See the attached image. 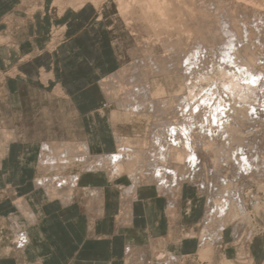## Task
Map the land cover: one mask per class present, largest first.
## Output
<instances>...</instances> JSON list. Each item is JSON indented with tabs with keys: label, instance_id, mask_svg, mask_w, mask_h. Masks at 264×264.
Masks as SVG:
<instances>
[{
	"label": "rangeland",
	"instance_id": "1",
	"mask_svg": "<svg viewBox=\"0 0 264 264\" xmlns=\"http://www.w3.org/2000/svg\"><path fill=\"white\" fill-rule=\"evenodd\" d=\"M16 1L44 3L40 9L45 10L46 16L44 22L39 21V24L42 26L44 23L46 46L51 49L52 62H55L50 74V133L45 135L46 142L58 153L62 143L75 144L79 140L89 141L91 138L98 150L111 152L115 149L113 134L116 133L122 138L123 145L139 154L133 155L134 158L117 174L109 168L93 174L98 184L107 182L108 187L118 193L126 216L128 201L133 196L135 198L136 194L130 195L131 198L128 196V200L124 189L132 183H137L135 192L139 188L156 192L167 206L166 218L174 228L163 241V244L168 245L147 246L142 247V251H131V262L128 264H171L170 254H179L172 252L169 246L174 248L172 241L185 237L193 240L197 246L199 243L200 246L206 244L203 250L207 246L211 250L207 258H203L200 251L198 254H189L188 264H256L252 260L249 244L253 237L264 235V170L253 175L248 170L249 166L239 163L240 154L235 151V147L238 146L240 153V146L246 151V145H249L248 152L258 146L259 150L262 145L264 147V0H0V10H9ZM8 4H11L9 9L6 7ZM30 11L37 13V3ZM19 24L32 26L33 20L16 21L7 15L0 19V46L4 54L10 53L17 40L16 29ZM225 57L227 60L231 57L232 60L227 62ZM11 72L0 71V94ZM234 72L239 74L235 73L234 77ZM229 78L240 83L238 90L243 96L237 97L236 93L235 96L231 95L228 87L221 85L228 82ZM59 80L66 85L68 94L77 93L82 101H71L70 95L66 102L56 101L54 95L63 97V87L56 85ZM178 95L191 99L198 106L196 112H199V118L196 116L195 121L193 118L184 120L193 124L192 130L195 131H200L198 127L202 120L205 127L210 123L204 119L207 113L211 114L215 99L225 100L221 102L224 109H220L219 121L211 122L213 133L219 137H206L202 139L203 142L195 144L197 161L192 166L185 162L186 167L183 164V168H180L182 173L188 174L179 178L171 191H165L158 189L151 179L150 164L153 159L150 160L152 157L149 153L153 148L150 144L154 131L160 127L157 126L154 112L149 110V102L157 98L176 100ZM136 101L142 102L143 111L125 110L123 104ZM8 104L0 103V107L10 110ZM21 104L23 109L19 116L0 118V136L4 140L13 139L17 134L26 139L42 136V118H34V112L30 110L34 104L28 101ZM172 115L169 114L170 117ZM34 123L40 124L38 134L32 131ZM12 127L16 131H10ZM258 149H254L257 156L264 151L263 148L260 152ZM231 151L237 154L232 155ZM79 153L76 151V155ZM185 153V150L178 152L181 156ZM262 155L259 156L264 158ZM41 165H36L39 171L37 177L52 176L54 179L68 180L72 175L77 178L81 175L84 177L83 182L85 179L90 180L86 175L91 174L81 171L83 163L69 162L64 168L56 166L52 170L47 165ZM237 171L244 173L242 175V172L239 174ZM249 174L259 177L256 179ZM84 185L77 181L74 189L67 186L63 192L74 197L77 192L83 191L81 186ZM48 187L52 193L56 192L53 183L50 182ZM3 189L0 196L8 200L10 194ZM85 192L84 195L87 194ZM222 194L227 195L226 198L232 195L231 198L235 199L233 201L230 198V207L234 211V205L239 203L241 197L243 213H239L238 207L233 220L228 213L224 221L220 222L219 218L221 220L224 213L220 216L217 203L225 198ZM56 196L54 193L53 197ZM22 215L27 216L26 213ZM14 216L16 214L12 216L5 213L0 215V219L8 226L12 221L16 222ZM24 237L22 231L3 230L5 245L15 238L18 242L24 241ZM225 249L232 253L231 258L223 256Z\"/></svg>",
	"mask_w": 264,
	"mask_h": 264
},
{
	"label": "crops",
	"instance_id": "2",
	"mask_svg": "<svg viewBox=\"0 0 264 264\" xmlns=\"http://www.w3.org/2000/svg\"><path fill=\"white\" fill-rule=\"evenodd\" d=\"M35 3L37 13L30 11ZM41 5H44L43 1H16L10 9L11 4L6 5L9 10H0V19L7 15L16 21L33 20L32 26L17 25V40L10 53L4 54L0 46V71H12L0 94V103H9L10 110L1 106L0 118L19 116L23 101L34 104L30 109L34 118H42L41 137L26 139L17 134L13 139L4 140L0 136V191L5 188L10 194L8 200L0 196V215L16 214V222L12 221L8 226L0 219V264H128L131 251L168 245L163 241L174 228L166 218L167 206L156 192L137 189L135 199L128 201L127 206L131 205L126 216L118 193L109 188L107 182L98 184L95 173H86L91 174L86 175L90 180L84 182L83 176L78 177L81 185L85 183L81 187L87 194L80 190L74 197H67L66 203L60 195L49 198L43 188L36 185L41 143L47 141L46 136L50 133V74L55 64L51 49L46 46L44 23L39 24L46 16ZM56 85L63 87V97L54 95L56 101L66 102L69 95L71 101H82L77 93L68 94L61 80ZM39 125L32 124V131L36 134L40 133ZM13 129L10 131L14 132ZM64 192H60L61 195ZM21 200L27 203L31 214L22 215L25 210L20 211L17 205ZM5 228L24 233L21 247L16 238L8 245L4 244ZM172 244L174 248L169 246L170 249L179 255L198 254L200 249V243L197 246L188 237L172 241ZM249 248L254 263L264 264V235L253 237ZM223 254L225 258L232 256L229 249Z\"/></svg>",
	"mask_w": 264,
	"mask_h": 264
},
{
	"label": "bare ground",
	"instance_id": "3",
	"mask_svg": "<svg viewBox=\"0 0 264 264\" xmlns=\"http://www.w3.org/2000/svg\"><path fill=\"white\" fill-rule=\"evenodd\" d=\"M151 1V0H150ZM144 3V2H143ZM142 3V4H143ZM153 3V1H152ZM147 5V4H146ZM145 5V6H146ZM152 5V4H151ZM160 5V4H158ZM154 6V5H153ZM163 6V5H162ZM152 7V6H151ZM160 7V6H158ZM165 7V6H164ZM149 8V6H148ZM161 9V8H160ZM153 10V9H152ZM155 10V9H154ZM157 10V9H156ZM164 10V9H163ZM163 13V11H160ZM159 12V13H160ZM220 29V28H219ZM226 32V31H225ZM228 33V32H227ZM232 35V34H231ZM229 41V40H228ZM227 41V42H228ZM233 42V41H232ZM226 43V42H225ZM224 43V44H225ZM230 43V42H229ZM196 44V43H195ZM199 44V43H198ZM197 44V45H198ZM233 45V44H232ZM227 46V44H226ZM198 47V46H197ZM229 46H227L228 48ZM231 48V47H230ZM223 52V51H222ZM192 53V52H191ZM221 53V52H220ZM238 53V52H237ZM188 55V54H185ZM190 55V54H189ZM225 55V54H222ZM221 56V55H220ZM228 56V54H227ZM233 57V56H232ZM223 57H221L222 59ZM231 58V57H230ZM228 58L229 60L226 59V57L224 59L227 60V62L232 59ZM237 58V57H236ZM238 66V65H237ZM175 67V66H174ZM183 67V66H182ZM186 67V66H185ZM186 69V68H185ZM188 69V68H187ZM222 69V68H221ZM174 70H177L176 68ZM182 70V69H180ZM220 71V70H219ZM229 71V69H228ZM246 71V69L244 70ZM179 72V71H178ZM187 72V71H186ZM223 72V71H222ZM233 71H230L229 73H232ZM250 72V71H249ZM235 73L238 72H234L233 75L235 77ZM252 73V72H251ZM239 74V73H238ZM248 74V72H247ZM246 74V76H247ZM250 74V73H249ZM228 75V74H227ZM226 75V76H227ZM232 75V74H231ZM221 76V75H220ZM219 76V77H220ZM230 76V74H229ZM238 76V75H237ZM251 76V75H250ZM254 76V75H252ZM201 77V76H199ZM218 77V76H217ZM233 77V78H234ZM239 77V76H238ZM212 78V77H211ZM210 78V80H211ZM228 78V77H227ZM232 79L229 78V81L226 82L225 84H221V85H225L226 87H228V89L231 91V95H234L236 93V96L239 95V97L242 95L239 90H238V85L240 84L239 82H237L236 80L234 81ZM243 78V77H242ZM222 79V78H221ZM225 79V78H224ZM223 80V79H222ZM221 80V81H222ZM233 80V81H230ZM239 80V78H238ZM247 80V77H246ZM248 80H252L250 78H248ZM213 81V80H212ZM224 81V80H223ZM222 81V83H224ZM240 81V80H239ZM241 82V81H240ZM248 82V81H246ZM215 83V81H214ZM209 84V83H208ZM248 84V83H247ZM250 84V83H249ZM148 87V86H147ZM240 87V86H239ZM224 88V87H223ZM241 88V87H240ZM193 90V89H192ZM191 90V91H192ZM226 90V89H225ZM224 90V91H225ZM145 91V90H144ZM229 92V91H227ZM146 93V92H145ZM233 93V94H232ZM229 94V93H228ZM147 95V93H146ZM149 95V93H148ZM235 96V95H234ZM243 96V95H242ZM233 97V96H232ZM238 97V96H237ZM242 98V97H241ZM222 101L225 100H216L213 102L212 105V110H211V114L207 113L208 116L206 117V119H204L205 121L207 120V123L210 122L208 124V126H204L203 123L204 121L202 120V123L200 124V127H198V129L200 131H195L194 129L192 130V126L193 124L186 122L184 120H190V118H193V120H197V118H199L198 113L196 112V107H198L196 105V102H193L191 99H186V97L178 95V98L175 99H169V98H157L156 100H153L151 102H149V106H150V111H152V113L154 112V116H155V120L158 122L157 126H159L160 128L157 127V130L154 131V136L152 137V142H151V147L153 148L152 151L149 153L150 157H152L150 160L153 159V162H151V164L149 163V161L147 163L150 164V166L152 167V172H151V179H153L157 185L158 189H164L165 191H171V187L173 185H176L175 183H177V181H179V178H183L184 174L186 176V174L188 173H182L183 171L181 170L183 168V166L188 163L190 166H192L196 160V153L194 151V145L197 143H200V141H202L203 138H217L219 137L218 134H214L213 133V129L212 127V123L218 122L219 117L220 116V112L222 109ZM229 102V101H228ZM125 106V110L126 111H130V112H135V111H143V105L142 102L140 101H136L133 104L132 103H126L123 104ZM226 105V104H225ZM224 106V105H223ZM222 108V109H221ZM226 108V107H225ZM135 109V111H134ZM221 109V110H220ZM234 111V110H233ZM149 112V111H148ZM185 112V113H184ZM114 113V112H113ZM171 113L173 114L172 117ZM170 114V116H169ZM222 114V113H221ZM111 115V114H110ZM114 116V115H113ZM206 116V115H205ZM210 116V117H209ZM184 117V118H183ZM234 117V116H233ZM249 117V116H248ZM213 121V122H212ZM215 121V122H214ZM155 122V121H153ZM212 122V123H211ZM195 123V122H194ZM206 123V122H205ZM133 124V123H132ZM231 126V125H229ZM94 127V126H93ZM152 127V126H151ZM156 127V126H155ZM209 127V128H208ZM218 127V126H216ZM250 127V126H249ZM222 128V126H221ZM230 128V127H229ZM232 128V126H231ZM242 128V126H241ZM152 129V128H151ZM250 129V128H249ZM216 130V129H214ZM220 130V128H219ZM251 130V129H250ZM153 131V130H152ZM227 131V130H226ZM243 131V130H242ZM252 131V130H251ZM206 132V133H205ZM217 132V131H216ZM228 132V131H227ZM152 133V132H151ZM204 133V134H203ZM209 133V134H208ZM213 133V134H212ZM250 133V132H249ZM91 134V133H90ZM206 134V135H205ZM223 134V133H222ZM225 134H223L224 136ZM228 135V134H227ZM222 138V136L220 137ZM225 138V137H224ZM121 137L118 136L116 133L113 134V141L115 143V149L114 151L111 152H102L100 150H98L99 148L95 146V143L93 140L89 141H82L79 140L77 143L75 144H70L65 142V144H60V150L58 153H55L53 150V146L51 147L49 143H47L46 141H42L43 143H41V148H40V155H39V163H41L42 165H47L49 170L55 169L56 166H60L63 167L65 165H67V163L69 162H79V163H83V166L81 168L82 173H96L102 170H105L106 168H109L111 172L116 173L119 172L120 170H122L123 167H125L126 165H128V161H130L131 159L134 158L135 155L139 154L136 153L134 149L129 148L125 145H123L121 143ZM199 139V140H197ZM261 139V138H260ZM150 140V141H151ZM262 140V139H261ZM264 141V140H263ZM261 141V142H263ZM203 142V141H202ZM258 143V141H256ZM52 143V142H51ZM59 143V142H58ZM253 143V142H252ZM101 144V143H100ZM58 144V147L60 146ZM234 145V144H233ZM257 145V144H256ZM258 145H261L260 143ZM222 146V145H221ZM229 146V145H228ZM236 146V145H235ZM248 147H250L248 145ZM248 147L246 145V148L248 150ZM255 147V146H254ZM259 147V146H258ZM258 147H255L254 149L257 150ZM55 148V146H54ZM150 148V147H149ZM225 147L223 146V149ZM243 148V146H242ZM241 146L239 147V150L241 151L238 152V146L235 147V151H237V153L240 154V162L244 164V166L248 167V170L250 169L251 173L253 175L258 174V172H263L264 170V158L260 157L259 155L264 154V151H261V148L264 149L263 145L261 146L260 150L258 149V151L261 153L259 154L258 152V156L254 153V149L252 150L251 148V153L248 152L247 150L245 151L244 149H242ZM257 148V149H256ZM70 149H72V151H70ZM249 149V150H250ZM93 150V151H92ZM103 150V149H102ZM180 150H185L186 153L179 155L178 152ZM244 150V151H243ZM76 151H79V155H76ZM178 151V152H176ZM219 151V149H218ZM235 151H231L232 155L234 154ZM253 151V152H252ZM93 152V153H92ZM141 152V151H139ZM143 152V151H142ZM130 153V154H129ZM147 153V155H148ZM237 153H235L234 155H236ZM142 154V153H141ZM140 154V155H141ZM144 154V153H143ZM134 155V156H133ZM148 155V156H149ZM228 155V154H227ZM144 156V155H142ZM264 156V155H262ZM228 157V156H227ZM226 157V159H227ZM237 157V156H235ZM140 157H138L139 159ZM142 158V157H141ZM148 158V157H147ZM238 158V157H237ZM260 158H262L263 160H261ZM146 159V158H145ZM234 159V158H233ZM199 160V159H198ZM261 160V161H260ZM168 161L166 164H164L163 162ZM235 161V160H233ZM239 161V160H238ZM142 162V161H141ZM38 163V164H39ZM238 163V162H237ZM184 164V165H183ZM41 165V167H42ZM43 165V166H44ZM76 165V164H75ZM188 165V166H189ZM239 165V164H238ZM263 165V166H262ZM40 166V165H39ZM130 166V165H129ZM187 166V167H188ZM261 166L263 167V169L261 168ZM40 167V168H41ZM45 167V166H44ZM43 167V168H44ZM182 167V168H180ZM186 167V165H185ZM251 167V168H250ZM47 168V167H46ZM189 168V167H188ZM193 168V167H192ZM45 169V168H44ZM198 169V168H197ZM186 170V169H184ZM241 170V169H240ZM246 170V168H245ZM57 171V170H56ZM188 171V170H186ZM194 171V170H193ZM243 171V170H242ZM241 171V172H242ZM39 172V171H38ZM133 172V171H132ZM238 173L240 171H237ZM241 172L239 174H241ZM58 173V172H57ZM56 173V174H57ZM244 172H242L243 175ZM248 172H246L247 174ZM60 174V172H59ZM78 174V173H77ZM252 174H249L251 176H253ZM261 174L260 173V179H261ZM63 175V174H62ZM79 175V174H78ZM109 175V174H108ZM39 176V175H38ZM58 176V175H57ZM59 177V176H58ZM134 177V174H133ZM193 177V175H192ZM237 177V176H236ZM254 178L256 177V179H258L259 175L257 176H253ZM253 177H248V178H252ZM36 178V185L40 186L43 188V190L45 191V193L49 196V198L52 197L53 199V195L54 193L57 195H60L61 200L66 203L68 202V198L70 195L66 192H64V194L61 195V190L63 192V189L66 188L68 186V188H73L76 186L77 184V176L76 175H72L68 180H62L61 175L60 178L61 179H54L52 176H40V177H35ZM110 178V175H109ZM131 178V177H130ZM264 178V176H263ZM132 179V178H131ZM138 179V178H137ZM110 180V179H109ZM34 182V183H35ZM53 183L54 184V190L56 192L52 193L51 191H49V183ZM135 182V181H134ZM174 183V184H173ZM180 183V182H179ZM137 184V183H136ZM136 184L132 183V185L125 187L124 189V193L125 195H127L126 197H130V195H134L135 194V189H136ZM36 186V187H37ZM53 189V188H52ZM53 190V191H54ZM66 190V189H65ZM68 190V189H67ZM174 190V189H173ZM93 191V190H92ZM96 192V191H95ZM226 192V191H225ZM59 193V194H58ZM72 193V190L71 192ZM86 193V192H85ZM89 193V192H88ZM99 194V193H98ZM234 193H232L233 195ZM221 195V194H220ZM223 195V194H222ZM229 195V194H228ZM231 195V194H230ZM231 195V196H232ZM236 194H234L235 196ZM100 197L102 195H99ZM98 196V197H99ZM227 196V195H226ZM223 195V199H221V202L217 203L218 207H219V214H221L220 216H222L224 213V217H221V220L219 218V221L221 222L225 217H227L228 213H230L232 216H230V219L233 220L235 217L234 212L236 213V210L238 207H240L239 213H243L242 210V206L240 204V199L239 203L237 202L235 204V202L232 204L234 206H236V210L234 211V209L230 207V200L233 198H230ZM72 197V196H71ZM124 197V196H123ZM128 197V200H130ZM236 197V196H235ZM238 197V198H239ZM125 198V197H124ZM131 198V197H130ZM134 198V196L132 197V199ZM222 198V197H221ZM48 199V198H47ZM71 199V198H70ZM101 199V198H100ZM135 199V198H134ZM215 199V198H213ZM127 200V199H126ZM235 200V199H234ZM233 200V201H234ZM237 200V199H236ZM237 200V201H238ZM70 201V200H69ZM125 202V200H124ZM131 202V200L129 201ZM128 202V204H129ZM18 204V208L25 210L26 214L29 215L31 214L29 209L26 207L24 200L21 202H17ZM127 203V202H126ZM126 203L124 205H126ZM27 204V203H26ZM63 204V203H62ZM207 204V203H206ZM216 204V203H214ZM243 204V203H242ZM65 205V204H64ZM96 205V204H95ZM131 205V204H130ZM130 205L128 207H130ZM169 205H171V202H169ZM239 205V206H238ZM99 206V205H98ZM173 206V205H172ZM126 207V206H125ZM26 208L28 210H26ZM124 208L121 206V209ZM172 209V208H170ZM244 209V208H243ZM167 210V209H166ZM228 210V211H227ZM172 211V210H170ZM227 211V212H225ZM24 213V212H23ZM169 213V212H168ZM216 215V214H215ZM219 216V217H220ZM215 217V216H213ZM210 219V218H209ZM228 219V218H226ZM218 220V218H217ZM29 221V220H28ZM211 221V220H210ZM224 221V220H223ZM226 222V221H225ZM229 222V221H228ZM234 222V221H233ZM34 223V222H33ZM218 224V223H217ZM230 224V223H229ZM232 224V223H231ZM211 225V224H210ZM227 225V224H226ZM224 226V225H223ZM216 227V226H215ZM219 227V226H218ZM222 229V228H221ZM236 229V228H235ZM215 231V229L213 230ZM26 232V231H25ZM214 233V232H213ZM206 234V233H205ZM211 234V233H210ZM27 236V235H26ZM28 238V237H27ZM238 238V237H237ZM29 241V240H28ZM24 241H20L18 242L19 245H23ZM206 247V244L203 246H200L199 249V253L201 254V256L203 258H206L208 256H210L209 252L211 251L209 248V246H207L208 248L204 249L203 248ZM213 251V250H212ZM214 252V251H213ZM171 253V252H170ZM214 254V253H213ZM173 258L172 253L170 254V258ZM210 258V257H209ZM224 259V258H223ZM209 260V259H208ZM227 262V259L226 261ZM246 263V262H245ZM228 264V263H226Z\"/></svg>",
	"mask_w": 264,
	"mask_h": 264
},
{
	"label": "built area",
	"instance_id": "4",
	"mask_svg": "<svg viewBox=\"0 0 264 264\" xmlns=\"http://www.w3.org/2000/svg\"><path fill=\"white\" fill-rule=\"evenodd\" d=\"M177 257V258H176ZM189 255H179V256H173V258L171 257L169 260L172 261L173 263L171 264H177V263H181V264H188L187 260H188ZM192 259V257H191ZM192 262V260H190ZM194 261V260H193ZM190 262V263H191ZM198 262V261H197ZM202 264L204 262H201Z\"/></svg>",
	"mask_w": 264,
	"mask_h": 264
}]
</instances>
